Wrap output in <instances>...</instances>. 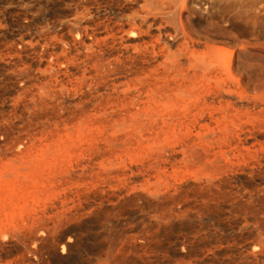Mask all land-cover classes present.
Segmentation results:
<instances>
[{
    "label": "bare ground",
    "instance_id": "obj_1",
    "mask_svg": "<svg viewBox=\"0 0 264 264\" xmlns=\"http://www.w3.org/2000/svg\"><path fill=\"white\" fill-rule=\"evenodd\" d=\"M73 1L33 0L37 25L3 48L16 97L0 264H159L160 248L198 247L194 264L235 248L264 262V61L239 56L242 85L232 53L185 29L188 0H108L114 17ZM261 2L215 0L196 23L257 38Z\"/></svg>",
    "mask_w": 264,
    "mask_h": 264
},
{
    "label": "rangeland",
    "instance_id": "obj_2",
    "mask_svg": "<svg viewBox=\"0 0 264 264\" xmlns=\"http://www.w3.org/2000/svg\"><path fill=\"white\" fill-rule=\"evenodd\" d=\"M4 1L5 4H0V61L6 62L8 58L3 53V48L8 44L16 42L21 35L26 33H32L34 27L37 25L35 15L38 12L35 10L33 0H0ZM60 4H65V7L73 0H57ZM83 1V6L99 7L100 10H105L108 14H104L108 17H114L115 6L110 4L108 0H78ZM215 0H188L186 9L182 10L181 20L184 24L185 29L191 35L192 38L197 39L208 45H213L218 48L224 49L228 54L232 53L234 57V75L240 80L242 85L248 84V76L243 72L238 65L240 55L242 53L249 52L253 58L264 61V32L258 34L257 38L249 37L244 38L241 36H235L234 32L227 31L225 34L214 33L211 30H207L205 26H198L197 19L208 20L213 9V3ZM239 1V0H237ZM82 6V5H81ZM261 14L264 13V0L259 5ZM257 12V11H256ZM49 13V12H48ZM113 14V15H110ZM40 15V14H39ZM54 18L64 20V15L60 14L58 10L52 12ZM68 17H65L67 19ZM223 27L225 25H222ZM256 47V49H251ZM9 61V60H8ZM26 66V65H25ZM25 66H20L19 69H23ZM34 70V69H33ZM5 71L0 70V128L5 127L8 124L7 119L11 122L15 121L12 118L11 106L6 107V104H12V99L16 97L11 88L2 81V74ZM6 72H10L7 69ZM264 78V72L262 74ZM22 100V96L19 101ZM10 115V117H9ZM9 117V118H8ZM17 137V133L13 132L10 134V138ZM4 138L0 135V139ZM208 228L211 231L221 232L218 227L214 226L213 222L208 223ZM229 244L232 245L231 241ZM200 248L193 250L189 253V256L182 259L180 256H173L167 248H160L155 251V255L163 260V263L159 264H194V260L199 254ZM204 256H208V252L204 249L201 250ZM200 252V253H201ZM243 252L240 249L235 248L234 252L227 251L224 253L215 254L213 257L208 256L209 259L205 260L201 264H241V255ZM152 255V254H150ZM154 264V263H153ZM259 264H264L260 262Z\"/></svg>",
    "mask_w": 264,
    "mask_h": 264
}]
</instances>
